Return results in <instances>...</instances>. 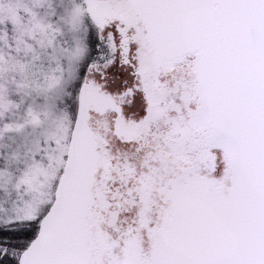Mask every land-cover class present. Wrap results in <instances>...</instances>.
Returning <instances> with one entry per match:
<instances>
[{"label": "snow or ice", "instance_id": "snow-or-ice-1", "mask_svg": "<svg viewBox=\"0 0 264 264\" xmlns=\"http://www.w3.org/2000/svg\"><path fill=\"white\" fill-rule=\"evenodd\" d=\"M0 264H264V0H0Z\"/></svg>", "mask_w": 264, "mask_h": 264}]
</instances>
